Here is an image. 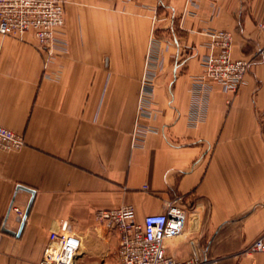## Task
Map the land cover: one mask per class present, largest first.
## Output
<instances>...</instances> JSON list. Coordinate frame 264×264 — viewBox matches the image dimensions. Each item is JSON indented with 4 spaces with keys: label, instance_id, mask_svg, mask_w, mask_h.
Returning <instances> with one entry per match:
<instances>
[{
    "label": "crops",
    "instance_id": "1",
    "mask_svg": "<svg viewBox=\"0 0 264 264\" xmlns=\"http://www.w3.org/2000/svg\"><path fill=\"white\" fill-rule=\"evenodd\" d=\"M262 22L264 0H66L47 68L32 32L0 34V124L26 141L0 150V264H41L64 221L82 240L75 264H117L97 212L133 206L142 221L178 196L189 218L169 254L264 264L242 253L264 234ZM213 29L255 60L236 93L212 81L196 103ZM18 185L35 191L22 229L33 195Z\"/></svg>",
    "mask_w": 264,
    "mask_h": 264
},
{
    "label": "built area",
    "instance_id": "2",
    "mask_svg": "<svg viewBox=\"0 0 264 264\" xmlns=\"http://www.w3.org/2000/svg\"><path fill=\"white\" fill-rule=\"evenodd\" d=\"M197 5V0H190ZM66 0H0V34L23 36L32 32L37 47L45 55L44 67L55 56L54 44L57 34L65 24ZM264 33V22L261 23ZM209 52L202 59L203 73L193 82L196 103L203 100L216 81L225 91L236 93L246 83L255 57L235 58L232 55L233 34L225 29L207 32ZM264 58V44L257 49ZM149 59V57H148ZM149 61V60H148ZM151 62V59H150ZM148 63L144 86L152 85L154 72ZM149 77V76H148ZM193 114L200 115L199 108ZM26 144L22 134L0 124V150H16ZM190 207L178 196L166 202L165 210L145 215L137 220L133 206L100 209L97 218L112 225L119 234L117 264H206L198 255L180 259L167 252L165 242L181 236L188 222ZM82 240L68 221L50 234V240L41 264H75L81 250ZM264 252V234L256 237L242 251L244 254Z\"/></svg>",
    "mask_w": 264,
    "mask_h": 264
},
{
    "label": "water",
    "instance_id": "3",
    "mask_svg": "<svg viewBox=\"0 0 264 264\" xmlns=\"http://www.w3.org/2000/svg\"><path fill=\"white\" fill-rule=\"evenodd\" d=\"M18 188H19V189H25V190H28V191H30V192L32 193V195H33L31 201H30L29 204H28V207H27L26 212H25V214H24V216H23V219H22L21 228H20V229H22V227L24 226V222H25V220H26V217H27V215H28V213H29V211H30V207H31L32 202H33V198H34V195H35V191H34V189H31V188L26 187V186H24V185H18Z\"/></svg>",
    "mask_w": 264,
    "mask_h": 264
},
{
    "label": "rangeland",
    "instance_id": "4",
    "mask_svg": "<svg viewBox=\"0 0 264 264\" xmlns=\"http://www.w3.org/2000/svg\"><path fill=\"white\" fill-rule=\"evenodd\" d=\"M115 258H116V254H115L114 259H113L114 262H115Z\"/></svg>",
    "mask_w": 264,
    "mask_h": 264
}]
</instances>
